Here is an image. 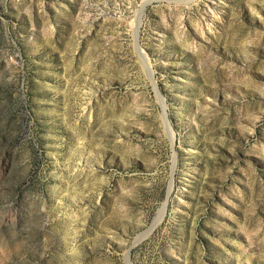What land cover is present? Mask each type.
Returning a JSON list of instances; mask_svg holds the SVG:
<instances>
[{
  "label": "rangeland",
  "instance_id": "374dc122",
  "mask_svg": "<svg viewBox=\"0 0 264 264\" xmlns=\"http://www.w3.org/2000/svg\"><path fill=\"white\" fill-rule=\"evenodd\" d=\"M0 264H264V0H0Z\"/></svg>",
  "mask_w": 264,
  "mask_h": 264
},
{
  "label": "water",
  "instance_id": "95a60500",
  "mask_svg": "<svg viewBox=\"0 0 264 264\" xmlns=\"http://www.w3.org/2000/svg\"><path fill=\"white\" fill-rule=\"evenodd\" d=\"M21 90L19 89L17 91L16 96L13 98V113L16 117V128L15 135L12 140V144L15 143V140L17 141V144L19 142H22L26 139L27 134L29 133V115L25 109V101L20 93ZM19 131V132H18Z\"/></svg>",
  "mask_w": 264,
  "mask_h": 264
},
{
  "label": "bare ground",
  "instance_id": "6f19581e",
  "mask_svg": "<svg viewBox=\"0 0 264 264\" xmlns=\"http://www.w3.org/2000/svg\"><path fill=\"white\" fill-rule=\"evenodd\" d=\"M165 205H167V204H165ZM164 211H165V207H164L163 210L160 212V215H162V214L164 213Z\"/></svg>",
  "mask_w": 264,
  "mask_h": 264
}]
</instances>
